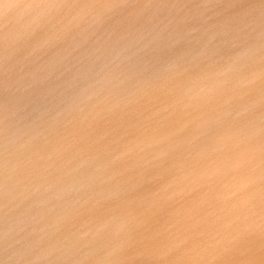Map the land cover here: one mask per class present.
<instances>
[{
	"label": "water",
	"instance_id": "1",
	"mask_svg": "<svg viewBox=\"0 0 264 264\" xmlns=\"http://www.w3.org/2000/svg\"><path fill=\"white\" fill-rule=\"evenodd\" d=\"M0 105V264H264V0H0Z\"/></svg>",
	"mask_w": 264,
	"mask_h": 264
},
{
	"label": "rangeland",
	"instance_id": "2",
	"mask_svg": "<svg viewBox=\"0 0 264 264\" xmlns=\"http://www.w3.org/2000/svg\"><path fill=\"white\" fill-rule=\"evenodd\" d=\"M262 2V1H261ZM260 2V3H261ZM262 4V3H261ZM191 8H193L192 6L190 7V9ZM223 15H228V16H225L226 17V19H225V22L227 21V19H229V14L228 13H223ZM230 15H232V12H230ZM221 17H218V18H214L212 21H211V23H214V24H217L218 22H219V19H220ZM200 20H198L197 22H196V24L199 22ZM205 31V30H204ZM187 37H189V36H187ZM199 40V39H198ZM198 40L196 41V43L194 42V41H192V40H189L188 41V43L190 44V45H193L190 49H192L194 46L196 47V48H198L199 46H197L198 45ZM206 41V40H205ZM204 41V42H205ZM203 42V43H204ZM198 50V49H197ZM198 52H199V50H198ZM200 54V53H199ZM157 61V58L155 57V59H154V62L152 63L153 64V67L155 66V67H158L156 64H155V62ZM135 96H139L140 98H141V100L143 99L142 97L144 96L143 95V93L142 94H140V95H135ZM54 99H52L51 101H53ZM45 99H44V96L43 95H34V96H32V99H31V102H30V104L29 105H36V106H38V105H40V104H43V105H45V106H47L46 104H45ZM18 103H20V107H22L23 106V102H21V101H18ZM10 108L11 107V104H8V105H4V106H2V108H1V105H0V108L3 110V111H5L6 112V110H5V108ZM0 109V110H1ZM10 110V109H9ZM9 110H7V111H9ZM10 120H13V119H10ZM2 121H3V118H2V116L0 115V124L2 123ZM13 121H16V120H13ZM22 122H24L23 120H17V123L16 122H12L11 123V125H13L14 127L15 126H19V124H21ZM75 122V121H74ZM126 122H128V121H125V123ZM144 123V122H143ZM69 126V125H68ZM68 126H67V128H68ZM111 125H108V126H105V125H99V124H95V132L97 131V129H98V131H104V132H106V130H107V128L108 127H110ZM124 126H126V124L124 125ZM0 132H1V130H0ZM143 138H144V136L143 137H141L140 139H139V141L141 142V140H143ZM0 155H2L1 156V159H2V161H6V160H11L10 162L11 163H14L15 164V162H17L18 164H23V160L26 158V155H24L23 157H19V159H18V161H14V158L11 156V154L9 153V151H7V150H2L1 152H0ZM25 166H27V165H25ZM99 198H101V199H103V198H106V195L105 194H101L100 196H99ZM80 210H81V208L80 207H77L76 209H75V211H76V213H78V214H80ZM98 211H100V210H98ZM98 218H99V220L100 221H98L97 223L98 224H95V225H99L101 222H102V216H103V213L102 214H98V215H96Z\"/></svg>",
	"mask_w": 264,
	"mask_h": 264
},
{
	"label": "bare ground",
	"instance_id": "3",
	"mask_svg": "<svg viewBox=\"0 0 264 264\" xmlns=\"http://www.w3.org/2000/svg\"><path fill=\"white\" fill-rule=\"evenodd\" d=\"M176 5H177V6H176L174 9L180 7L179 5L182 6V4H180V1H179ZM184 41H187V42H188V41H189V40H188V37H186V38L184 39ZM155 64H156V63H155ZM156 65L159 66L158 64H156ZM83 78H84V77L73 78L74 81H73V83H72L71 85H73L75 88H76L77 86H78V87L82 86V85H83V82H84V81H83ZM68 87L71 88L70 85H69ZM39 95H41V94H39ZM160 95H162V94H160ZM43 96H44V99H45L44 102H45V104H46L47 106H48L49 104L52 103V101H51L52 98H50L49 96H46V95H43ZM143 97H144V96H143ZM143 97H142V98H143ZM69 103H70V102L67 101L66 107H68ZM9 109H10V110H9ZM5 110H6V112H10V111H12L13 109H12L11 107H10V108H9V107H8V108L6 107ZM7 110H9V111H7ZM68 125H70V123L67 122V123H66V126H68ZM254 143H256V142H254ZM257 144H258V143H257ZM259 146H260V145H259ZM259 146H258V147H259ZM258 147H255L254 150H253V152H252V153H254V156L257 155V150H258L257 148H258ZM235 152H238V150H235ZM261 157H263V151H262ZM200 202H201V199H198V203H200ZM104 214L106 215V213H104ZM46 247H47V246H45L43 249H41L40 247H38L37 250H39V251H43Z\"/></svg>",
	"mask_w": 264,
	"mask_h": 264
}]
</instances>
